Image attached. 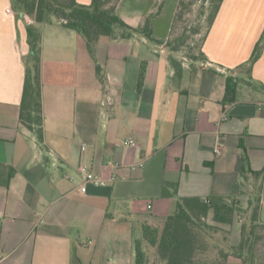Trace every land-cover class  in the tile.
Returning <instances> with one entry per match:
<instances>
[{
  "label": "crops",
  "instance_id": "1",
  "mask_svg": "<svg viewBox=\"0 0 264 264\" xmlns=\"http://www.w3.org/2000/svg\"><path fill=\"white\" fill-rule=\"evenodd\" d=\"M179 2L119 0L115 13L130 26L153 14L158 43L100 36L91 55L76 30L0 0V264H133L138 213L162 214L177 197L237 195L243 167L264 170V0H221L204 59L177 56L176 73L164 45ZM29 26L40 33L42 143L19 121ZM81 162L107 184L80 192ZM164 183H176L175 196L160 197Z\"/></svg>",
  "mask_w": 264,
  "mask_h": 264
},
{
  "label": "trees",
  "instance_id": "2",
  "mask_svg": "<svg viewBox=\"0 0 264 264\" xmlns=\"http://www.w3.org/2000/svg\"><path fill=\"white\" fill-rule=\"evenodd\" d=\"M119 0H91L83 5L77 0H13L15 10L21 15L31 16L38 24H49L54 19L65 27L76 30L85 39L88 52L92 55L93 47L100 36L113 39L128 38L133 34H140L149 41L158 43L153 36V14L145 16L139 28L130 26L115 13ZM180 0L175 13L172 29L180 17ZM221 0H216L214 9L209 16L205 31L210 27ZM204 31V33H205ZM29 65L25 74L23 94L19 106V121L32 131L39 143L43 142L42 97L40 76V33L37 29L28 27ZM184 34L165 42L168 59L176 73L181 70V58L174 55L179 50ZM204 34L201 38V41ZM261 40H264V33ZM262 41L253 52L250 62L259 56ZM188 59L201 61L199 56L190 52ZM99 74V67H95ZM144 77V64L141 65L139 82ZM230 84H227V89ZM241 190L234 196H183L177 197L175 208L171 215L156 216L145 211L137 214L133 222V264H215L221 260L224 264H251V256L258 239L264 237V223L259 218L261 196L264 186V170H252L245 166L240 171ZM250 187V188H249ZM171 189V190H170ZM176 195V183H164L160 197ZM248 195L244 207L241 197ZM240 218V237L236 245L221 248L214 258L207 259L203 253V237L201 234L204 217L219 225L230 226L234 215ZM243 217V219H242ZM226 232V231H225ZM229 232V233H228ZM230 234V230L226 232ZM209 243L207 241V247ZM259 264V263H258Z\"/></svg>",
  "mask_w": 264,
  "mask_h": 264
},
{
  "label": "rangeland",
  "instance_id": "3",
  "mask_svg": "<svg viewBox=\"0 0 264 264\" xmlns=\"http://www.w3.org/2000/svg\"><path fill=\"white\" fill-rule=\"evenodd\" d=\"M215 3L216 0L182 1L181 7L179 9L180 17L175 22L174 28L170 34V39L177 38L178 36L184 34V40L179 50L174 53L175 56H183L188 59L187 54L190 52H193L195 55L199 56L201 38L204 34L206 25L208 24L209 16L214 9ZM247 200L248 195L242 197V205L244 207L247 204ZM139 202V206L135 207L133 210V216L136 212L140 211V207L145 206L144 200ZM174 208L175 204H173L169 209L164 210L162 214H158L153 210L149 211L154 214L156 213L158 215L168 216L173 213ZM240 218L241 217L235 214L230 226L216 224L210 219L209 216H206L201 220L203 222L201 225L198 224L197 221V227H202L200 232L204 242L202 251L203 253L201 255L206 259L207 257L214 258L216 252L221 248H226L229 245H236L240 237ZM228 230H230V234H226ZM207 241L209 243L208 247ZM251 261V264H264V237H260L258 239L257 245L251 256ZM215 264L224 263L217 259Z\"/></svg>",
  "mask_w": 264,
  "mask_h": 264
},
{
  "label": "built area",
  "instance_id": "4",
  "mask_svg": "<svg viewBox=\"0 0 264 264\" xmlns=\"http://www.w3.org/2000/svg\"><path fill=\"white\" fill-rule=\"evenodd\" d=\"M7 11L10 12L11 10L8 8ZM122 143L124 146H130V147L136 145L135 140L131 137L124 138L122 140ZM216 152L219 153V148H217ZM142 165L143 162L139 161L137 163L130 164L129 167L133 169L136 167H141ZM78 174L80 176V184L78 186V189L82 193H85L87 191V186L89 184H92L94 186H104L107 184V179H104L99 175L90 171L82 162L78 165ZM68 179L70 181H73L74 177L69 176ZM110 179L113 180L114 177H111Z\"/></svg>",
  "mask_w": 264,
  "mask_h": 264
}]
</instances>
